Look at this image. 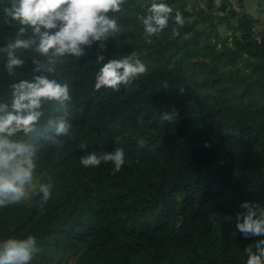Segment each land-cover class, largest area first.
<instances>
[{
	"label": "trees",
	"instance_id": "obj_1",
	"mask_svg": "<svg viewBox=\"0 0 264 264\" xmlns=\"http://www.w3.org/2000/svg\"><path fill=\"white\" fill-rule=\"evenodd\" d=\"M142 2L124 6L122 31L104 49L94 42L79 58H52L33 44L15 50L24 64L9 74L3 49L17 38L38 43L39 37L30 28L20 34L21 25L4 12L10 0H0V100L11 102V82L36 75L68 82L72 95L71 138L57 137L59 147L49 143L55 133L44 127L47 118L65 109L44 101L33 141L37 174L52 178V198L43 208L38 196L0 208V239L37 238L40 251L30 264H246L245 247L259 239H244L235 226L245 201L264 208V22L257 30L259 20L229 0L219 8L206 0V8L194 10L187 0H164L185 24L170 20L147 44L136 18L143 9L131 7ZM227 17L232 44L218 28ZM174 27L180 35L171 38ZM131 52L148 71L118 92H97L103 63L97 56L106 61ZM172 111V121L162 120ZM140 138L147 146L138 149ZM81 142L89 147L81 150ZM117 147L125 151L118 172L111 162L80 164L88 152Z\"/></svg>",
	"mask_w": 264,
	"mask_h": 264
},
{
	"label": "clouds",
	"instance_id": "obj_2",
	"mask_svg": "<svg viewBox=\"0 0 264 264\" xmlns=\"http://www.w3.org/2000/svg\"><path fill=\"white\" fill-rule=\"evenodd\" d=\"M128 3L129 0H10V7L4 9L6 15L21 25L20 34L30 28L39 41L17 38L10 42L3 49L7 52V72L12 74L14 68L24 64L15 50L28 49L33 44H36L37 53L52 58H79L84 54L83 46H91L94 42H101L99 47L104 49V41L121 33L119 20ZM214 4L219 8L221 0H214ZM131 7L143 9V14H137L136 18L143 26L147 44L153 43L152 37L169 27L170 20L181 27L185 24L182 13L164 0H143ZM179 35V30L174 27L171 38ZM101 61L103 63L95 75L94 89L97 92L102 88L118 92L121 86L127 87L148 71L136 52L106 61L102 55H98L97 63ZM50 62L54 64L55 60ZM34 63L37 65L34 71H39V62ZM47 70L53 72L54 68L48 67ZM164 87L167 88V84ZM9 90L11 102L0 100V208L31 202L36 196L39 197L38 205L43 208L52 198L54 184L46 172L37 174L38 146L33 141L45 117L42 110L44 101L58 105L57 111L65 109L63 116L47 118L44 127L54 129L55 133L49 138V143L59 147L61 140L57 137L71 138L72 124L66 108L72 100L70 85L36 75L31 80L11 82ZM174 114L175 111L164 112L162 120L170 122ZM136 143L138 149L147 146L143 138L137 139ZM88 147L86 142L79 145L81 150ZM101 162H111L114 171H120L125 163L124 148L117 147L112 152L100 155L91 151L80 158V164L85 168L98 167ZM44 177H47L46 181ZM241 208L246 211L237 213L236 230L244 239L259 238L245 247L246 264H264V208L248 201L242 203ZM176 226L180 227L179 221ZM39 251L37 238L31 234L24 238L0 239V264H30Z\"/></svg>",
	"mask_w": 264,
	"mask_h": 264
},
{
	"label": "rangeland",
	"instance_id": "obj_3",
	"mask_svg": "<svg viewBox=\"0 0 264 264\" xmlns=\"http://www.w3.org/2000/svg\"><path fill=\"white\" fill-rule=\"evenodd\" d=\"M233 4V8L241 12L242 14L245 12H249L252 14L255 18L259 20L257 30L260 29V26L264 22V10L261 7V0H229ZM188 2V8L191 10L198 9L199 7H207L206 6V0H187ZM242 3V5L240 4ZM228 16V14H226ZM191 17L190 19H192ZM225 18L222 21V24L219 25V30L221 34V40L228 42L229 44L233 43V37H234V31L235 29L232 28V19ZM198 26H204L203 23H199Z\"/></svg>",
	"mask_w": 264,
	"mask_h": 264
}]
</instances>
